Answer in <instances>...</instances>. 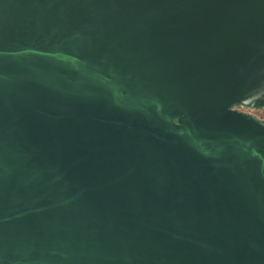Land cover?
I'll use <instances>...</instances> for the list:
<instances>
[{
  "label": "water",
  "instance_id": "95a60500",
  "mask_svg": "<svg viewBox=\"0 0 264 264\" xmlns=\"http://www.w3.org/2000/svg\"><path fill=\"white\" fill-rule=\"evenodd\" d=\"M264 0H0V264H264Z\"/></svg>",
  "mask_w": 264,
  "mask_h": 264
},
{
  "label": "trees",
  "instance_id": "16d2710c",
  "mask_svg": "<svg viewBox=\"0 0 264 264\" xmlns=\"http://www.w3.org/2000/svg\"><path fill=\"white\" fill-rule=\"evenodd\" d=\"M243 106L240 105H236L235 109L239 110V108H242ZM254 116L261 121L262 123H264V108H256L253 110Z\"/></svg>",
  "mask_w": 264,
  "mask_h": 264
},
{
  "label": "built area",
  "instance_id": "2783aa9c",
  "mask_svg": "<svg viewBox=\"0 0 264 264\" xmlns=\"http://www.w3.org/2000/svg\"><path fill=\"white\" fill-rule=\"evenodd\" d=\"M246 110H248L249 112H246V113H249V114H251V115H253L254 116V113H253V108H246V107H244ZM255 117V116H254Z\"/></svg>",
  "mask_w": 264,
  "mask_h": 264
},
{
  "label": "flooded vegetation",
  "instance_id": "af4514ba",
  "mask_svg": "<svg viewBox=\"0 0 264 264\" xmlns=\"http://www.w3.org/2000/svg\"><path fill=\"white\" fill-rule=\"evenodd\" d=\"M239 111L246 112V109L242 107V108H239Z\"/></svg>",
  "mask_w": 264,
  "mask_h": 264
},
{
  "label": "rangeland",
  "instance_id": "374dc122",
  "mask_svg": "<svg viewBox=\"0 0 264 264\" xmlns=\"http://www.w3.org/2000/svg\"><path fill=\"white\" fill-rule=\"evenodd\" d=\"M246 112H249L248 110H246Z\"/></svg>",
  "mask_w": 264,
  "mask_h": 264
}]
</instances>
